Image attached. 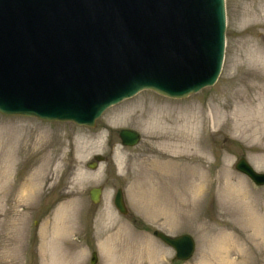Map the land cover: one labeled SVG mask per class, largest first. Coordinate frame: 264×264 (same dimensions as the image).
I'll return each mask as SVG.
<instances>
[{
    "label": "rangeland",
    "instance_id": "374dc122",
    "mask_svg": "<svg viewBox=\"0 0 264 264\" xmlns=\"http://www.w3.org/2000/svg\"><path fill=\"white\" fill-rule=\"evenodd\" d=\"M226 12L213 87L186 99L143 90L94 128L0 114V264H91L94 251L97 264H264V187L236 170L245 158L264 173V0H226ZM146 108L154 113L145 119L111 123ZM157 109L189 114L192 143L177 153L167 147L173 121ZM122 129L141 141L123 146ZM96 155L104 161L90 170ZM92 188L104 190L99 205ZM119 188L128 216L113 203ZM156 230L190 234L193 257L176 261Z\"/></svg>",
    "mask_w": 264,
    "mask_h": 264
},
{
    "label": "water",
    "instance_id": "95a60500",
    "mask_svg": "<svg viewBox=\"0 0 264 264\" xmlns=\"http://www.w3.org/2000/svg\"><path fill=\"white\" fill-rule=\"evenodd\" d=\"M225 45V0H0V114L94 128L143 90L186 99L214 86ZM119 137L125 147L141 140L131 129ZM103 161L96 156L89 168ZM236 170L264 186L245 158ZM102 194L91 189V201L100 204ZM113 202L129 214L122 188ZM154 236L177 260L196 251L191 235Z\"/></svg>",
    "mask_w": 264,
    "mask_h": 264
},
{
    "label": "bare ground",
    "instance_id": "6f19581e",
    "mask_svg": "<svg viewBox=\"0 0 264 264\" xmlns=\"http://www.w3.org/2000/svg\"><path fill=\"white\" fill-rule=\"evenodd\" d=\"M157 112L163 116L165 114V112H163L162 110L157 109ZM150 113H154V111L149 110V109H137L136 111H129L125 114H123L120 117H115L114 119H111V123L112 125H123V124H127L128 122L132 121L133 119L135 120H140V119H145L147 114ZM179 117V118H176ZM160 120L163 122H165L166 124H169L170 122L173 121L172 123V127H171V131L168 132L170 133V136L168 134V136H164V144L171 148L173 150V152L177 153L178 149L180 150L182 144L185 145V143H192V139H194L195 134H193L192 130H193V123L189 117V114H185L184 116H181L180 113H178V115L175 113H166L165 116L161 117ZM204 120L202 121V123L204 124ZM202 126V125H201ZM184 127V128H183ZM183 128V129H182ZM202 128L204 129V127L202 126ZM32 135H30L31 138ZM25 137H19L18 139H20L19 141H23ZM183 138V139H182ZM29 139V137H28ZM31 141V139L29 140V142ZM32 145L28 144L27 147H30ZM18 154H21L22 151L18 150L17 151ZM181 157V156H180ZM54 169H58L57 166H55ZM74 205V204H72ZM77 205V204H76ZM62 213V212H61ZM76 215V214H75ZM64 213L57 214V217L55 219V225L59 224L62 219H63ZM57 238H55L56 240ZM59 246H61L59 244Z\"/></svg>",
    "mask_w": 264,
    "mask_h": 264
}]
</instances>
